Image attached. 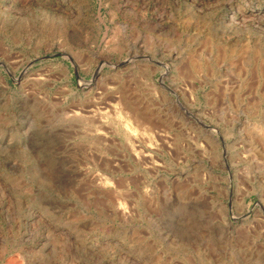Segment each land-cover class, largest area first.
<instances>
[{"label": "rangeland", "instance_id": "obj_1", "mask_svg": "<svg viewBox=\"0 0 264 264\" xmlns=\"http://www.w3.org/2000/svg\"><path fill=\"white\" fill-rule=\"evenodd\" d=\"M0 264H264V0H0Z\"/></svg>", "mask_w": 264, "mask_h": 264}]
</instances>
